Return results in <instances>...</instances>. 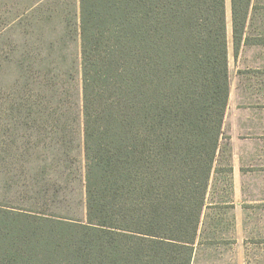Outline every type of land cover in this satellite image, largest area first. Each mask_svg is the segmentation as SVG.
Here are the masks:
<instances>
[{
    "label": "trees",
    "instance_id": "16d2710c",
    "mask_svg": "<svg viewBox=\"0 0 264 264\" xmlns=\"http://www.w3.org/2000/svg\"><path fill=\"white\" fill-rule=\"evenodd\" d=\"M256 1L230 0L235 55L262 45L246 38ZM9 3L6 27L30 19L34 5ZM225 3H35L41 39L51 24L56 34L11 63L59 131L80 129L85 220L0 202V264L190 263L205 210L221 204L209 195L229 100Z\"/></svg>",
    "mask_w": 264,
    "mask_h": 264
},
{
    "label": "rangeland",
    "instance_id": "374dc122",
    "mask_svg": "<svg viewBox=\"0 0 264 264\" xmlns=\"http://www.w3.org/2000/svg\"><path fill=\"white\" fill-rule=\"evenodd\" d=\"M18 1L19 11L34 5L26 13L30 19L20 26L15 22L6 27L3 23L11 15L7 12L11 10V4L10 0H0V202L17 208L47 209L60 216L84 221V157L80 129L77 127L67 134L59 131L51 111L38 107L42 97L38 84L34 80L19 79L16 66L11 63L18 60L26 46L33 53L47 47L49 39L56 33L50 32L51 24L41 39L37 22L41 12L39 4L35 5L38 0ZM256 4L257 10L248 20L246 38H258L262 45L241 44L235 55L230 0L225 3L229 76L225 117L228 122L237 117L240 120L242 110L255 112V119L260 111H264V0L256 1ZM67 52L73 53L79 71V40L71 44ZM78 71L74 84L77 98L78 93L80 97ZM230 130V124L224 119L215 163L216 170L222 173L212 175L209 195L210 200L217 203L232 200L231 176L225 172L231 167ZM255 144L260 143L256 141ZM259 160V154L253 162L247 160V191L242 196L245 203L241 227H235L236 214L228 207L206 212L201 227L203 237L246 239L245 264H264V165Z\"/></svg>",
    "mask_w": 264,
    "mask_h": 264
},
{
    "label": "crops",
    "instance_id": "0c3cea01",
    "mask_svg": "<svg viewBox=\"0 0 264 264\" xmlns=\"http://www.w3.org/2000/svg\"><path fill=\"white\" fill-rule=\"evenodd\" d=\"M240 120L229 123V146L231 148V196L227 203L212 205L205 210L231 209L236 214L235 227H241L244 201L243 193L247 191V160L253 162L257 154L264 165V111H260L258 119L255 112L242 110ZM227 121V122H226ZM258 133H255L257 132ZM250 133V134H248ZM254 134L258 136L255 137ZM258 141L260 144H255ZM258 147V148H257ZM258 149V150H257ZM254 167V166H252ZM206 216V214H205ZM206 218V217H205ZM247 257V240L242 237L227 238L224 236L197 237L193 245V253L189 264H245Z\"/></svg>",
    "mask_w": 264,
    "mask_h": 264
}]
</instances>
